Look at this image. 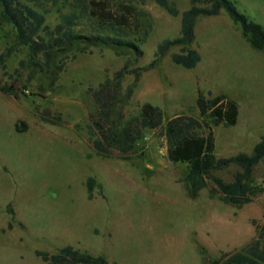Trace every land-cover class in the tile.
Returning <instances> with one entry per match:
<instances>
[{"label": "rangeland", "instance_id": "374dc122", "mask_svg": "<svg viewBox=\"0 0 264 264\" xmlns=\"http://www.w3.org/2000/svg\"><path fill=\"white\" fill-rule=\"evenodd\" d=\"M88 1L58 0L47 8L44 25L55 33L42 36H57L61 15L71 13L79 15L75 33L96 34L84 13ZM168 1L179 12L190 6V0ZM230 1L264 27V0ZM131 6L139 29L129 40L139 52L80 40L46 55L19 44L13 25L0 17V54L11 50L0 68V264H47L36 252L52 256L65 247L105 256L108 264H221L222 255L264 228V159L247 176L234 164L213 172L224 182L240 172L261 189L240 209L209 188L191 199L181 181L185 165L170 162L165 137L139 123L144 103L158 106L166 124L178 115L199 117V91L224 94L236 101L238 119L233 127L213 128L215 156L251 155L264 137V51L252 49L222 10L194 23L188 47L200 54L195 68L171 61L182 48L174 45L147 72L157 45L178 36L180 16L149 0ZM156 74L163 94L149 85ZM106 80L117 83L118 100L103 111L89 88ZM107 112L118 145L104 142L95 125Z\"/></svg>", "mask_w": 264, "mask_h": 264}, {"label": "trees", "instance_id": "16d2710c", "mask_svg": "<svg viewBox=\"0 0 264 264\" xmlns=\"http://www.w3.org/2000/svg\"><path fill=\"white\" fill-rule=\"evenodd\" d=\"M25 1L33 3V6L20 0H0V17L13 25L17 42L35 52L47 55L66 43L71 44L80 40L129 47L139 52L137 44L129 40V37L139 29V16L136 9L131 6L133 0H89L84 13L89 15L90 26L96 34L86 36L75 33L73 28L77 25L79 15L71 13L61 15V24L55 29L59 34L50 36L48 40L42 33L50 35L55 32L47 31L44 14L47 13V8L54 7L58 0ZM149 1L155 2L173 17L179 15L180 28L176 38L164 39L157 45L154 60L144 69L153 68L174 45H181L182 48L180 53L171 56V61L185 69L195 68L201 57L195 49L188 47L195 38L194 23L199 17L217 16L222 10L233 23L240 26L243 37L252 48L264 51V27L237 11L230 0H190V6L182 12L168 0ZM35 8L42 9L43 13ZM102 32H109L114 37L102 35ZM10 53L9 49L6 53L0 54V68L5 67L6 57ZM119 75V72L115 74L116 81ZM116 87V82L106 80L96 88H89L98 109L103 111L111 109L118 100ZM196 105L199 117L189 114L178 115L164 124L162 110L151 103H144L140 106V126L142 129L158 131L160 136L165 137L168 160L185 165L186 174L181 181L185 183L191 198L198 197L200 191L209 188L211 196H217L222 203L240 209L250 203L261 189L246 183L244 175L240 172L236 173L230 182L222 181L214 176L213 172L234 164L239 166L246 176L249 175L252 168L264 159V137L254 146L251 155L239 153L228 158H217L213 128L235 126L238 105L227 95H212L210 92L205 94L201 91L198 92ZM104 117L102 124L95 121V125L101 131V138L106 143L120 144V140L113 138V132L108 131L110 128L107 122L108 112ZM91 198L89 192L88 199ZM36 253L47 264H108L105 256H93L72 247H65L60 254L52 256L43 252ZM221 260V264H264V228H261L258 236L249 244L235 252L222 255Z\"/></svg>", "mask_w": 264, "mask_h": 264}, {"label": "crops", "instance_id": "0c3cea01", "mask_svg": "<svg viewBox=\"0 0 264 264\" xmlns=\"http://www.w3.org/2000/svg\"><path fill=\"white\" fill-rule=\"evenodd\" d=\"M194 32H195V28H194ZM251 47V46H250ZM252 48V47H251ZM252 49H254V48H252ZM254 50H256V49H254ZM257 51V50H256ZM156 66H157V64L153 67V68H151V69H149L147 72H151V71H154V69L156 68ZM154 76V75H153ZM153 76H151V79L149 80V85H150V87L151 88H153V89H158V88H160V90H161V94H163L164 93V91L162 90V88H163V79H162V76H159L158 74H156L154 77ZM261 87H262V91H264V82H261ZM262 100H264V94H262ZM259 105L262 107V108H264V101H260L259 102ZM190 197V196H189ZM191 198V197H190ZM197 198V197H196ZM191 199H193V198H191ZM195 199V198H194Z\"/></svg>", "mask_w": 264, "mask_h": 264}]
</instances>
